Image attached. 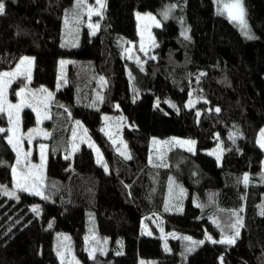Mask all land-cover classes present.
<instances>
[{
	"label": "trees",
	"instance_id": "obj_1",
	"mask_svg": "<svg viewBox=\"0 0 264 264\" xmlns=\"http://www.w3.org/2000/svg\"><path fill=\"white\" fill-rule=\"evenodd\" d=\"M73 2L4 0L0 71L13 69L21 57L34 58L30 87L55 92L52 118L63 113L87 129L108 170L89 146L82 144L68 157L54 139L43 188L48 199L18 192L16 200L0 193V264H61L54 253L57 234L69 238L82 264H221V257L223 264H264V185L254 182L264 160L257 144L264 129V0H243L254 39L218 13L214 0H103L102 15H80L78 23L70 10ZM169 8L168 18L153 28L151 53L142 61L126 57L129 44L138 41L135 13L162 16ZM66 14L67 25L78 32L72 45L62 43ZM88 21L99 24L95 35ZM61 59L73 64L59 80ZM99 75L100 96L94 82L85 87ZM25 83L23 78L12 83V100ZM58 83L63 87L56 89ZM190 96L197 102L186 109ZM112 112L125 120L106 121L103 115ZM34 121L30 109L22 110L23 130ZM120 126L131 159L110 141ZM8 127V118L0 115V128ZM174 137L194 140L195 152L171 147L155 159L153 139ZM218 142L220 165L201 152ZM15 162L8 131L0 133L1 184L13 186ZM170 177L176 182L169 185ZM234 212L243 221L235 244L206 239L234 235L229 227ZM153 217L165 230L204 243L168 239L164 244L144 235L142 224L157 235ZM88 221L95 239L107 244L94 258L85 251Z\"/></svg>",
	"mask_w": 264,
	"mask_h": 264
},
{
	"label": "rangeland",
	"instance_id": "obj_2",
	"mask_svg": "<svg viewBox=\"0 0 264 264\" xmlns=\"http://www.w3.org/2000/svg\"><path fill=\"white\" fill-rule=\"evenodd\" d=\"M214 2H215L216 10L218 12V8H222V3L218 4L217 0H214ZM224 2H227V0H224ZM86 4L89 6H92L94 8H97L101 11L99 5L96 4L95 0H91V1L86 0ZM243 7H244V5H243ZM70 10H71V12H78L79 17H80V15L81 16L82 15L88 16L87 7H85V8L81 7L79 9H77L75 0H74L73 5H72ZM244 10H245V8H244ZM218 13H220V12H218ZM137 14H139V16L141 18L138 19ZM148 14H151L152 16L156 17V19L160 21V25H161V22L163 20H165L163 18V16H161L159 14H153V13H148V12H136L135 13V22H136V31H137V35H138V41L135 43H130L129 44L130 48L128 49V51L126 53V57H128L131 60H134V61L144 60L151 53V51L154 47L153 28L157 27V26L151 20H148L145 18ZM222 15L225 16L231 23H233L235 25V27L245 37L244 33L241 31L240 25L237 22H233L232 20H230L226 13H224ZM92 16H97V15L93 14ZM245 19H246V13H245ZM76 20H77V18L74 17V21H76ZM246 21H247V19H246ZM89 23L93 24L92 21H88L87 22L88 27H89ZM90 31L93 32V29L90 28ZM248 31L250 32L249 25H248ZM245 38H247V37H245ZM62 39H63V42H62L63 44L67 40L68 42H70V45H72L73 43H75L78 40V32L75 29H73L72 27H70L69 25H67L66 28L64 29L63 33H62ZM141 46H143V49H144L143 51H141ZM61 61H65L66 63L61 64ZM72 64H73V61L69 60V59H61L59 61V69H60L59 70V80L61 78L65 79L66 76H68L69 65H72ZM11 70L12 69H10L8 71H11ZM31 74H32V67H31ZM16 80H18V79H16ZM19 80H20V78H19ZM92 82H94V84L97 85V86H92V88L94 89V91H97L96 95L100 96L102 94V91H103L102 90L101 76L99 75L93 81L86 80L85 81V87H87L88 84H91ZM26 83L28 85V88L31 89L32 91H37L38 89H40V88H36V89L31 88L29 85L30 82L26 81ZM58 85H59V83H58ZM58 85L56 86V89H60L63 87V85H59V87H58ZM9 89H8V100L13 104L19 103L20 97L16 96V100H12L11 96H10ZM48 91L53 94L49 104L51 103V104L55 105L54 104L55 92L52 90H48ZM37 95L40 96L42 94L37 92ZM196 102H197L196 98L190 96L186 100V102L184 103V106L186 109H190V108H193L195 106ZM25 108H28L33 112L34 119H35L34 124L31 127H29L27 130H23L22 124H21V112ZM33 108L39 109V111H40L39 117L37 116V112L34 111ZM22 110L19 113V127H18V129L14 128V126L10 123H9V127H8V129H12L11 131H8V137L13 136L14 140L16 138L20 139L21 152H20L19 157L17 155V151L10 144L14 153L16 154V162H15L13 168H16L18 172L27 171L25 164L40 165L41 164V152H42V149L40 146L46 145V148L43 149V155H44L43 174H44V179H45L47 151H48V149H49V147H50V145L54 139L58 140V143H56V146L60 145L61 149L64 152L69 153L68 157H71L74 154V152L82 144H85L87 146H89L91 144L92 146H89V147L92 149L96 161L98 158V153H97L96 149H99V155L102 157V159L104 161V157H103V154L101 152V149L93 141L92 135L89 133H87L85 135L84 129H81V126L77 125L76 121H72V122L69 121L67 118H65V115L63 113H59L58 115H56L55 117L52 118V112L54 109H52V107H50V105L47 109H45L43 104L34 103L33 107H24V108H22ZM45 112H47L48 116H50L51 118H45L44 117ZM6 117H7V115H6ZM103 117H104V119L107 117V119H105V120L106 121L110 120V122H112V119H114L116 117H121V120H125L123 116H121L120 114H117V113H113V112L108 113L106 115L104 114ZM15 119H16V117L14 114L13 120H15ZM52 123L54 126H52ZM119 129H120L119 135H115V137H113L110 141L115 146V149H117V151L119 149V153H120V151H125L128 154L127 147L125 148V145H126L125 141L121 137V126L119 127ZM31 130H36V131L31 133V140H29V133ZM106 130H107V132L110 131V130H108V128H106ZM262 131H264V129ZM14 132H15V135H14ZM45 132L49 133L50 135H48L46 137L44 135ZM73 132H76L75 138H73ZM261 132L259 133L258 138H257V144L259 147H260L259 141L261 138ZM113 139L116 140L115 144L113 143ZM178 140L179 141H194V140H190V139L174 137L173 139H169V140H165L163 142H159L161 140L154 138L152 141V143H153L152 144L153 157L155 159H159V154L162 153L163 151L168 150L171 147L180 148V149H182L188 153H194L195 152V148H196L195 144L194 145L177 144L176 141H178ZM74 144L77 145V149L75 151H73V145ZM189 147H191L193 150L189 151L188 150ZM260 149H262L264 151V148L260 147ZM201 152L205 153L207 155L213 156L216 159L217 164L220 165L221 158L223 155V148L219 142L216 145H214L213 147L204 149ZM24 153H31V155L28 157H25ZM217 156H219V159H217ZM17 159H19L21 161L20 164H17ZM262 174H264V160L262 162L261 170H260L259 174L256 175V179L254 181L255 183L264 185V179L261 178ZM173 180L174 179L172 177H170L169 185L173 184V182H176L175 180L174 181ZM0 185H5V184L0 183ZM12 185H13L12 187H8L7 185H5V186H7V188L9 190L15 189V182H14L13 175H12ZM34 196H36V195H34ZM5 197L11 198L8 196H5ZM37 197H40V196H37ZM192 201L195 205H198L196 199H192ZM152 220H153L152 223L155 225V228L157 229V232H158L157 235L152 230L151 226L148 224L146 226H144L142 224V233L144 235H148V236H157L163 241L164 244H166L168 239L185 241V239H183V237H190L189 234L181 232V231H176V230H172V231L168 230L167 231V230H165L163 227L157 225V222H156L157 218L156 217H153ZM88 235H89V237L86 240L85 251L89 255V257H93L98 252L104 253V251L107 250V244H104V243L100 244V242L95 239V232H94V229L92 227V222H90V221H88ZM64 237H67V236L65 234H57L56 241L54 242V253H55L58 261L62 264L61 257L58 256L57 253L63 252L64 253L63 264H75L76 261H78L79 264H82L80 262V260L73 254V251L70 248V242H68L69 240L68 239L65 240ZM206 239H208V238H206ZM92 249H96L94 253H92ZM90 253H92V254L90 255ZM145 263H146L145 260H140V264H145Z\"/></svg>",
	"mask_w": 264,
	"mask_h": 264
},
{
	"label": "snow or ice",
	"instance_id": "obj_3",
	"mask_svg": "<svg viewBox=\"0 0 264 264\" xmlns=\"http://www.w3.org/2000/svg\"><path fill=\"white\" fill-rule=\"evenodd\" d=\"M96 4L99 5L100 9H102L105 5L103 3V0H95ZM218 4L222 3V8H218V12L220 14L226 13L228 18L232 20L233 22H237L240 27L241 31L244 33V35L248 39H254L255 37L250 34L248 31V24L245 19V10L243 7V0H227V2H224V0H217ZM76 3V8L79 9L81 7H87L88 11V16L89 19L93 14L95 15H102L101 11L97 8H94L92 6H89L86 4V0H75ZM5 3L4 0H0V15H3L5 13ZM172 7H175L174 5ZM171 11V8L168 10H165L162 13V16L164 19H167L169 16V13ZM72 15L77 18V23L79 13L78 12H73ZM138 19L141 18L139 14H137ZM146 19L151 20L157 27L161 26L160 21L156 19V17L152 16L151 14H148ZM68 24V14L65 16V25L67 26ZM89 27L93 29L92 34L95 35V30L99 28V24H91L89 23ZM184 35L185 39H189L187 35V31L182 33ZM143 46H141V51H143ZM34 63V58L24 56L21 57L18 61V63L15 65V67L11 71H0V115L6 114L8 121L10 124L14 126V128L19 127V113L24 107H33L34 103H39L43 104L44 108L47 109L49 107V102L52 98V93L49 92L46 88H40L37 91H32L31 89L28 88L27 83H25L22 87H20L19 91L15 92V95L17 97H20V102L13 104L8 100V89L10 88L11 84L19 78H23L24 80L30 82L31 81V67ZM66 63L65 61H61V64ZM203 75V74H202ZM103 79V78H101ZM59 87V85H58ZM38 93H41L42 95L38 96ZM172 107H175V105H172ZM34 111L37 112V116H40V111L38 108H33ZM215 111L219 113L220 109L216 108ZM15 114L16 119L13 120V115ZM200 113L197 112V116H199ZM45 118H51L48 116V113H44ZM107 119V117L105 118ZM77 125H79V122L77 121ZM12 129H4L0 128V133H3L5 131H11ZM36 130H31L29 133V140H31V133ZM84 134H87V129H84ZM15 135V132H14ZM44 135L47 137L50 135L49 133L45 132ZM235 135L236 133H232L229 135V139H232L233 142H235ZM76 137V132H73V138ZM110 139L112 138L111 135L109 137ZM8 143L13 146V148L17 151V155L19 157L21 149H20V139L16 138L14 140L13 136L8 137ZM113 143H116V140L113 139ZM177 144H189V145H194L195 141H176ZM260 147L264 148V131L261 132V138L259 141ZM89 146H92L91 144ZM42 149L41 152V164L40 165H30V164H25V167L27 168V171H21L18 172L16 168L12 169V175L14 178L15 182V189L9 190L7 186L5 185H0V193H2L5 196L14 198L16 200H19V195L17 194L18 192H25L29 193L31 195H36L40 196L42 199H48V196L44 194L43 188H44V174H43V168H44V155H43V149L46 148V145H41L40 146ZM126 148V145H125ZM77 149V145H73V151ZM189 151H192L193 149L189 147ZM98 153V158H97V163L103 164L105 167V170L107 171V165L104 163L102 157L99 155V149H96ZM119 151V149H118ZM31 153H24L25 157L30 156ZM120 155L124 156L126 159H131L130 155H128L125 151H120ZM66 159L68 157H65ZM217 159H219V156H217ZM20 160L17 159V164H20ZM151 163V160H150ZM156 166H161V165H156ZM162 166H167L166 164ZM262 179H264V174H262ZM243 183L245 186L249 183V175L246 173L243 176ZM199 206V205H197ZM32 211L39 214L40 209L39 206H34L32 208ZM264 214V212H262ZM234 216H236V221L235 223H232L229 225L231 229H234V235H222L220 240H213L210 236L208 237L209 240H211L212 243H221V244H227V245H233L236 242V239L240 235V227L243 226V221L242 217L238 215V213H233ZM51 227V224L49 225ZM65 240L69 239L68 237H64ZM183 239L188 240L191 242V244L196 245V244H203L204 240L200 241H193L191 237H183ZM96 249H92V253L95 252ZM189 251H191V248H189ZM90 253V255L92 254ZM58 256L61 257L62 264H63V258H64V253L63 252H58ZM94 258V257H93ZM74 259V258H73ZM221 259V264H223V257ZM75 264H79L78 261L75 262Z\"/></svg>",
	"mask_w": 264,
	"mask_h": 264
}]
</instances>
